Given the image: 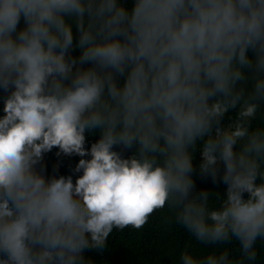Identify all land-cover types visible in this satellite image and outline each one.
I'll return each instance as SVG.
<instances>
[{
	"label": "clouds",
	"instance_id": "9594fccd",
	"mask_svg": "<svg viewBox=\"0 0 264 264\" xmlns=\"http://www.w3.org/2000/svg\"><path fill=\"white\" fill-rule=\"evenodd\" d=\"M0 90V264H92L165 210L210 249L174 264H264V0H0Z\"/></svg>",
	"mask_w": 264,
	"mask_h": 264
},
{
	"label": "trees",
	"instance_id": "16d2710c",
	"mask_svg": "<svg viewBox=\"0 0 264 264\" xmlns=\"http://www.w3.org/2000/svg\"><path fill=\"white\" fill-rule=\"evenodd\" d=\"M126 2L130 8L133 0H126ZM73 30L75 34V27ZM72 55L78 57L79 50H74ZM6 96L7 93L0 90V117L4 115L3 107ZM99 138V133L86 134L85 146L90 148L91 144L97 142ZM113 150L120 152L124 158L132 154L131 150H126L119 145L114 146ZM58 152L59 149L53 148L51 152L45 153L44 159L38 167L42 168L49 178L53 175L72 176L75 182L76 178L82 175V172L75 171L76 165L82 157L58 155ZM84 158L90 159V157ZM200 160L201 156L197 152L194 165H198ZM193 179L195 192L205 189L213 193L219 192L221 195L226 192V185L222 182L213 183L210 177H202L198 168L193 173ZM170 219V214L165 210L154 213L140 230L132 228H126L123 231L114 230L103 250L88 249L84 253L85 258L92 264H174L179 251L186 246L197 252L210 250L197 245L186 232L174 223H170ZM234 244L235 242L230 246L233 254H235Z\"/></svg>",
	"mask_w": 264,
	"mask_h": 264
}]
</instances>
